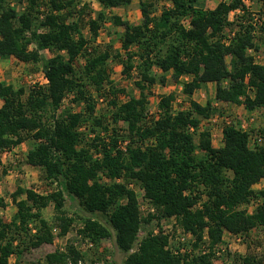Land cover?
<instances>
[{
  "label": "trees",
  "instance_id": "trees-1",
  "mask_svg": "<svg viewBox=\"0 0 264 264\" xmlns=\"http://www.w3.org/2000/svg\"><path fill=\"white\" fill-rule=\"evenodd\" d=\"M10 1L0 0V58L43 60L48 83L35 86L24 99L25 88L0 81V153L36 140L26 163L39 168L43 180L57 181L58 189L43 195L18 186L12 193L17 211L9 222L0 218V264H10L13 254L15 264H22L26 253L54 243V226L42 212L50 202L59 235L66 236L75 222L66 209L67 198L83 212L77 215L83 223L81 234L96 247L104 238L113 240L121 260L105 264H214L213 248L225 230L246 236L254 228L264 229V188H253L264 179V144L251 148L250 133L230 124L223 128L224 146L215 148L209 130L198 131L201 120L218 111L211 100L203 105L190 99L188 108L174 112L176 95L171 92L160 96L156 114L148 109L153 85L165 84L170 72L175 81L192 76L183 86L188 96L215 82L216 100L244 104L248 110L264 107V63L247 53L250 47L260 49L264 22L258 37L253 18L244 15L241 20L248 22L238 23L231 41L224 42L227 28L235 25L230 12L243 6V0H221L211 9L198 7V0H170L159 14L160 0H139V23L112 17L124 28L122 51L96 43L106 16L100 11L94 18L80 0H13L26 3L23 11ZM97 1L104 7H127L134 0ZM42 5L47 8L43 18ZM189 18L187 27L183 21ZM86 25L91 37L84 34ZM45 49L55 54L44 57ZM80 55L85 58L81 70L74 65ZM113 59L123 65L126 77L136 71L139 97L119 101L126 91L111 78ZM69 94L74 102H84L83 112L62 110ZM101 98L115 108L110 117L97 113ZM119 123L127 125L128 135L120 134ZM101 173L113 182L102 181ZM131 182L141 187L157 214L142 219ZM255 196L262 202L248 213L243 205ZM6 205L0 197V209ZM170 216L195 235L197 244L207 234L210 251L190 259L173 255L166 248L168 236L155 234L152 223L153 218ZM137 243L138 249L131 251ZM43 259L37 264H83L85 253L70 244L46 252ZM245 261L252 264L254 259Z\"/></svg>",
  "mask_w": 264,
  "mask_h": 264
},
{
  "label": "rangeland",
  "instance_id": "rangeland-1",
  "mask_svg": "<svg viewBox=\"0 0 264 264\" xmlns=\"http://www.w3.org/2000/svg\"><path fill=\"white\" fill-rule=\"evenodd\" d=\"M199 0L198 2H200ZM219 0H209L208 3H204L203 5L210 7L214 6ZM254 2V8L260 11V13H264L263 6L259 2V0H252ZM48 0H45V3H47ZM166 5L165 3L157 2V11L156 13L159 14L162 10V6ZM26 6V3L20 4L19 2H16L15 7L18 11H23ZM139 8V5L136 3L133 6H130V10H132L131 13V19H128L126 16L124 19L129 20L132 23H139L142 19L138 18L137 16V10ZM97 10L93 8V6L86 9V11L91 13L92 11H96L97 16ZM128 15V14H127ZM79 16V15H78ZM106 18L104 19V22H101V30L99 32V37L97 38L96 43L99 45H107L111 44L113 45L114 50H120L121 48V42L119 40L120 33L119 31L121 29H124L123 26H116L113 23L112 17L113 13L108 12L106 15ZM88 17V15H86ZM184 22V21H183ZM185 23V22H184ZM84 34L87 37H91V31L89 25H86L83 28ZM123 31V30H122ZM258 37L261 35L260 32L258 33ZM258 44L260 46V50L264 57V40L259 37ZM31 49L36 48L35 44H31ZM62 55L67 56V53L65 51L60 52ZM124 53V52H123ZM41 54L44 57H51L55 53L51 52L48 49L42 50ZM8 61H0V68L3 71L2 75L6 78L13 79V72L16 74L18 71H20V75L17 74L16 79L13 81L16 89L23 87L26 89V93L23 96L24 99L27 98L28 93L31 91V89L35 88V86L40 85L44 86L45 80H44V72H43V60L39 62H28L26 64L25 62L19 61L15 57H6ZM264 62V58L262 59ZM85 62V58L83 55H80L77 57L74 61V65L77 69L81 70L83 67V64ZM3 63L8 64L9 67L6 68V66L3 65ZM19 68V69H18ZM110 71H111V78L114 80L116 86L118 88L125 89L126 93L119 94V101L124 102L129 98V95H137L139 96V89L135 85V79H137V73L136 71H133V76L131 78L126 77L123 75V65L118 61L113 59L110 60ZM24 74V75H23ZM159 74V72H157ZM163 92L162 85H156L154 89L152 90L151 99H149V111L151 114H156L157 108H156V97L157 93ZM73 95L69 94L63 101L62 110L67 111H84L85 110V104L84 102H74L72 100ZM177 97L181 99V101L176 102L177 108H180V106H184L185 98H183L182 93H177ZM114 107L111 106L108 102V99L101 98L97 103V113H102L108 117H110L114 111ZM117 125V124H116ZM118 129L120 130V134L128 135L127 132V125L124 123H119ZM100 135H103V130L99 129L97 130ZM91 133V131H89ZM93 134V133H92ZM94 135V134H93ZM110 135V134H109ZM93 137V136H89ZM37 141L34 139H28L24 141L20 146L15 147V149L12 150L10 153H0V197H4L6 200V207L0 209V218L5 221L9 222L15 212L17 211V206L12 198V193L17 189L18 186H21L23 188H33L34 190H38L40 194L47 195L52 190L51 182L49 183L46 180H43L41 178V171L39 168L29 165L26 163V155L29 150H32L37 147ZM100 178L102 181L105 182H113L112 179L106 177L104 174H100ZM124 181V180H123ZM135 187L139 191L138 198L143 203L145 209L141 211L142 219L148 218L150 213H148V208L152 206V203H147L145 201V196L142 194L141 187L135 183ZM53 191V190H52ZM141 191V192H140ZM24 196V195H23ZM21 196V197H23ZM259 199L257 196L254 197L253 200ZM260 200V199H259ZM254 201V203H255ZM258 202V201H257ZM256 202V203H257ZM66 209L70 215L75 217V222L69 231V233L66 236H60L58 232H54L55 234V240L52 245H44L39 250H31L30 252L26 253L24 257L21 259L22 264H37L38 261L43 263V258L45 256V253L48 251H51L55 249L56 247H66L67 245L73 244L77 238V234H81L80 230L83 227V223L80 220L79 216L83 214L82 211L78 209V207H75L71 204V201L69 198L66 199L65 202ZM43 216L46 218L54 227H57L60 231V228L57 224H55V208L54 203L50 202V204L43 209ZM79 215V216H77ZM153 226L156 228L160 225L159 220L153 218ZM158 221V222H157ZM172 221V220H171ZM153 227V228H154ZM83 235V234H82ZM245 236V235H244ZM244 244H239L238 249L235 250L234 255H231V257L234 259L235 264H246L245 259L250 258L252 261L255 259L254 254L257 252V247H260V253L262 256H264V229L262 227L254 228L250 231L248 235L245 236ZM226 241V240H225ZM223 242V240H222ZM237 246V243L236 245ZM242 248V249H241ZM228 251V250H227ZM228 253V252H226ZM95 259L100 260L101 263L105 264L109 261V263H112L116 261V263H120L121 255L119 254L117 248L114 245V242L110 238H104L101 240V242L97 245V247L92 251H87L85 253V259L83 260V264H94L93 262ZM14 257L11 261V264H14ZM93 261V262H92ZM224 262V258H219L217 260V264H222ZM115 263V264H116Z\"/></svg>",
  "mask_w": 264,
  "mask_h": 264
},
{
  "label": "built area",
  "instance_id": "built-area-1",
  "mask_svg": "<svg viewBox=\"0 0 264 264\" xmlns=\"http://www.w3.org/2000/svg\"><path fill=\"white\" fill-rule=\"evenodd\" d=\"M10 4L12 6H15L16 2L11 0ZM261 4H262L261 6H263V3H261ZM253 5H254V2L252 0H243V6H240L239 8L230 12L229 19L231 22H234L235 25H234V28H232V29L227 28V30L225 32L226 37L224 38L225 43L228 44L231 41L232 37L235 35V32H236L237 28L239 27L238 23H245L246 24L248 22L247 20H245L243 18L241 20V17H243L244 15H246V16L250 15L253 18V22H254L253 24L255 25V27L257 29L254 31V33H258V27H260L264 22V13H260V11L255 9ZM40 10H41L40 17L43 18L44 17L43 13H44V11H47V8H46V6L42 5L40 7ZM263 10H264V8H263ZM184 22H185L184 24L187 27L190 26V18L185 20ZM40 30H42V29H40ZM28 35H30V33H28ZM247 53L249 55L253 56L256 62L263 63L262 59L264 57H263V54H262L260 49L256 50L255 48L250 47L247 49ZM44 80H45V83L47 84L48 79L45 77V75H44ZM175 104H176V102H174V112H177L179 110V108H177V106ZM251 120H253V117L251 118ZM210 121L215 126H217V125H219V123H221L222 124L221 127L223 126V128H224V125H230V124L235 125L234 119L229 112H224L222 114L213 115L211 117ZM87 126L88 125H83L81 127V129L88 131L89 127L87 129ZM236 127H239V128H241L245 131H248L250 133L249 134V146L251 148H256V147L264 144V132L261 129H250L246 122L241 123L239 126L236 125ZM199 129H201V127L198 128V131H203V130H199ZM209 132L211 134V139H212V143H213V140L217 139L218 134L212 128L209 130ZM89 136H93V134L90 133ZM12 150H5L4 153H9V152L11 153ZM98 155H100V154H98ZM122 181H123V178H115L114 179V182H122ZM260 183H261V186L259 188H254L255 190H260V189L264 188V179L261 180ZM135 185L136 184L134 182H131V183H129L128 186L130 188L134 189L138 193L139 191L137 190ZM51 186H52V190L58 189L57 181H52ZM35 191L40 194V192L38 190L35 189ZM142 194H143V196H145L143 190H142ZM206 198H207V196L203 195V199H206ZM253 199L249 203L243 205V207L245 209H247L248 213H253L256 210L257 206L262 202L261 199L260 200L257 199L256 201ZM138 201H139V208H140V212H141L142 210L145 209V207L139 198H138ZM145 201L147 203L151 202V200L149 198H147L146 196H145ZM254 201H255V203H254ZM198 205H200V203H198ZM148 213L157 214V208L152 204V206L148 208ZM153 220H152V222H153ZM159 223H160L159 226H157L156 228L155 227L153 228V232L155 234H164V235L168 236V243H167L166 248L168 250H170L173 255L181 257L182 259H184V258L190 259V258L196 257L200 254H203L205 252L210 251L208 235L205 234L204 240L197 244L195 235L191 231L186 230L181 224H179L177 221V218L175 216L162 217L161 219H159ZM53 232L59 233V229L57 227H54ZM228 233L230 235V238H233V241H230V240L225 238L226 241L223 240V242H220V244L218 243L214 246V248H213L214 249L213 250V252H214L213 263L214 264H217V260H219V258H221V257L224 258V262L222 264H235L234 259L231 257V255H234L235 250H237L239 248L238 247L239 244H244L245 236L243 234H234L230 231ZM77 238H78V240H76L74 242V246L81 253H86L87 251H92L96 248V243L90 237L84 236L82 234H77ZM236 243H237V246H235ZM138 246H139V243H137L136 246H134L131 249V251L137 250ZM60 248L63 249L64 247L61 246ZM259 251H260V247H257V252L254 254L255 259H254L252 264H264V256H262ZM226 252H228V253H226ZM80 263H84V261L81 260ZM95 264H103V263L96 261Z\"/></svg>",
  "mask_w": 264,
  "mask_h": 264
},
{
  "label": "crops",
  "instance_id": "crops-1",
  "mask_svg": "<svg viewBox=\"0 0 264 264\" xmlns=\"http://www.w3.org/2000/svg\"><path fill=\"white\" fill-rule=\"evenodd\" d=\"M198 1H197L198 7H201L203 9H211V8H214L221 0H219L214 6H210V7L203 5L204 3L205 4L208 3L209 0H201L200 2H198ZM159 2L165 3L167 6L171 5L170 0H160ZM259 2L262 3L261 1H259ZM80 3L82 5L83 4L89 5V7L93 6V8L95 10H96V8H98L97 12L103 11L105 15L108 12H112L113 16L119 15L123 19L126 16L128 19H131L132 10H130L129 8H130V6H133L136 3L139 5V0H134L127 7H104L97 0H80ZM135 11H137L138 18H141L142 14H141L140 7ZM91 15L95 18L96 17V11H92ZM100 30H99V32H100ZM122 30L124 31V29H121L119 31V33H120L119 35H121V33L123 32ZM5 60L8 61V59H6V57L0 58V61H2V62ZM2 62H0V63L2 64ZM8 64L3 63V65L6 66V68L9 67ZM26 64H28V63H26ZM158 72H161V70H158ZM2 73H3V71L0 68V81H5L9 84H12L15 87L13 81L16 79L15 75H17V74L20 75V71H18L16 74L13 72V79L14 80L6 78L5 76L2 75ZM191 79H192L191 75H184V76H181V78L178 81H175L172 78V72H170L167 75V81L165 84H162L160 82H157L156 84H154L152 87V90L154 89V87L156 85H162V89H163V92H161V93L159 92V93H157V95H155L156 100H157L156 101V103H157L156 108L158 109V102L160 100V96L162 94H169L171 92H174L176 95V100L174 102L181 101V99H179V97H177L178 92L182 93L183 98H185L184 100H186L184 106H180L179 110L188 108L190 106V99H193V100H195V101H197L203 105L206 104L208 100H211L213 107L216 108L218 111L216 113L210 115L208 118L202 119L200 126H199V128L201 127V129H199V130H205V129L210 130L212 128V129H214L215 132H217L218 137H217V139L213 140V145L215 148H220V147L224 146V134H223V126L221 127V125H222L221 123H219V125H217V126H215L213 123H211L210 119L213 115L222 114V112H229L234 119L235 126L236 125L239 126L241 123L246 122L250 129L264 130V107H258V108H255L253 110H248L244 104L238 105V104H234V103H230V102H224V101L216 100L215 99V89H216V83L215 82L206 83L201 88L196 90L192 96H188L183 92V86H184L185 82H188ZM227 83H228V81H225L223 84H227ZM151 95H152V93H151ZM151 95L149 96V99H151ZM133 96L139 97L140 91H139V96H137V95H133ZM3 103H4V101L2 99H0V107L3 105ZM252 117H253V120H251ZM20 145H18V146H20ZM260 186H261V183L259 182L255 185H253V188H259ZM228 232L229 231H227V230L224 231L222 240H225V238H226L230 241H233V238H230V235ZM219 244H220V242H219ZM13 257H14L13 262L15 264L16 259H17L15 254H13L10 257V263H11Z\"/></svg>",
  "mask_w": 264,
  "mask_h": 264
}]
</instances>
